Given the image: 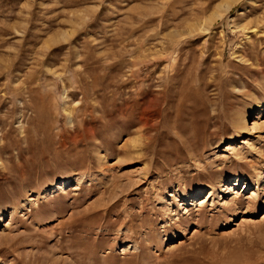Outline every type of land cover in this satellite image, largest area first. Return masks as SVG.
<instances>
[{"label": "rangeland", "instance_id": "rangeland-1", "mask_svg": "<svg viewBox=\"0 0 264 264\" xmlns=\"http://www.w3.org/2000/svg\"><path fill=\"white\" fill-rule=\"evenodd\" d=\"M0 264H264V0H0Z\"/></svg>", "mask_w": 264, "mask_h": 264}, {"label": "bare ground", "instance_id": "bare-ground-1", "mask_svg": "<svg viewBox=\"0 0 264 264\" xmlns=\"http://www.w3.org/2000/svg\"><path fill=\"white\" fill-rule=\"evenodd\" d=\"M232 2H235V1H238V0H231ZM230 5H231V3H230V1H228V2H226L225 4H223L222 5V7L221 8H223L224 7V9L226 10V9H228L229 7H230ZM222 15H221V13L219 12V11H216V12H214L212 15H211V17H210V20L211 21H213V22H215L214 20H216L217 18H219V17H221ZM209 18V17H208ZM209 20V21H210ZM212 23V22H211ZM239 27V26H238ZM245 27V26H244ZM243 27V28H244ZM201 29V30H203V31H201V32H204V31H207L208 32V30H209V28H208V26L205 24L204 26H202L201 25V27H193L192 25H190L189 27H188V29L186 30V31H183L182 32V34L183 35H191L192 33H193V31H195V30H198V29ZM241 28V27H240ZM239 30V29H238ZM63 34H65V33H63ZM67 35H70L69 33H67V34H65L64 35V38L67 36ZM245 119V118H244ZM239 180L240 179H238L237 181H236V184L235 185H238L239 184ZM213 194H214V191H212V190H210V194H209V196L211 197V196H213Z\"/></svg>", "mask_w": 264, "mask_h": 264}]
</instances>
